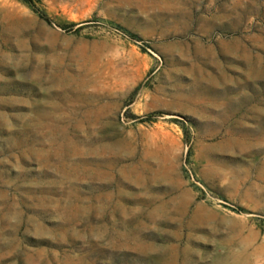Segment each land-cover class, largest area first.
Listing matches in <instances>:
<instances>
[{
    "label": "rangeland",
    "instance_id": "obj_1",
    "mask_svg": "<svg viewBox=\"0 0 264 264\" xmlns=\"http://www.w3.org/2000/svg\"><path fill=\"white\" fill-rule=\"evenodd\" d=\"M0 264H264V0H0Z\"/></svg>",
    "mask_w": 264,
    "mask_h": 264
},
{
    "label": "trees",
    "instance_id": "obj_2",
    "mask_svg": "<svg viewBox=\"0 0 264 264\" xmlns=\"http://www.w3.org/2000/svg\"><path fill=\"white\" fill-rule=\"evenodd\" d=\"M20 1H22L23 3H25V4L29 5V6H31L32 2H33V0H20ZM38 16L43 18L44 20H47L46 16L43 13H38ZM73 24H74V22L70 21V22L66 23L64 25V27H69V26H71ZM109 24L114 26L115 28L121 30L123 33H125L131 39H137L138 38V36L135 33L125 29L124 27H122V26H120L118 24H113L111 22H109ZM152 114H160V111H154L153 113L145 114L143 118L150 119L151 118L150 116Z\"/></svg>",
    "mask_w": 264,
    "mask_h": 264
}]
</instances>
